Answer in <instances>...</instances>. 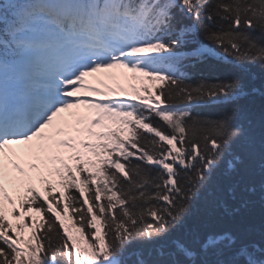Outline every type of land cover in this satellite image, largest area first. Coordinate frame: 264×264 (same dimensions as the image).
I'll return each instance as SVG.
<instances>
[{
    "label": "snow or ice",
    "instance_id": "6c2138e0",
    "mask_svg": "<svg viewBox=\"0 0 264 264\" xmlns=\"http://www.w3.org/2000/svg\"><path fill=\"white\" fill-rule=\"evenodd\" d=\"M253 67L264 0H4L0 264H264Z\"/></svg>",
    "mask_w": 264,
    "mask_h": 264
},
{
    "label": "trees",
    "instance_id": "16d2710c",
    "mask_svg": "<svg viewBox=\"0 0 264 264\" xmlns=\"http://www.w3.org/2000/svg\"><path fill=\"white\" fill-rule=\"evenodd\" d=\"M203 67L206 71V74L210 76H217V75L222 76L225 74L221 66H219L215 61H212ZM252 71L256 73V79L254 81H251L250 83L256 88H261L262 86H264V78L260 77L258 70L255 67L252 68ZM130 84H136L137 86H139L138 81L130 80L128 82H125L124 87L127 89V92H123L125 95L131 92ZM260 102H261L260 97L256 96L254 99L244 98L239 103L245 109L258 110L260 106ZM211 214H212L211 209L208 207L206 200H202L196 212L195 218L199 219L203 216H207Z\"/></svg>",
    "mask_w": 264,
    "mask_h": 264
},
{
    "label": "rangeland",
    "instance_id": "374dc122",
    "mask_svg": "<svg viewBox=\"0 0 264 264\" xmlns=\"http://www.w3.org/2000/svg\"><path fill=\"white\" fill-rule=\"evenodd\" d=\"M105 83L107 84V80H106V79H105ZM95 86H98V87H99L100 85H99V84H96ZM81 111L83 112V110H81ZM85 114H86V113H85ZM62 151H63V150H62ZM36 186H37V188H41L42 184L39 183V182H37ZM6 187H7V185H6ZM9 192H10L11 195H13V197L17 195L14 191H12L11 188H9ZM14 198H15V197H14Z\"/></svg>",
    "mask_w": 264,
    "mask_h": 264
}]
</instances>
